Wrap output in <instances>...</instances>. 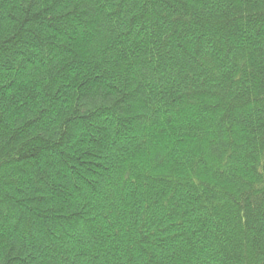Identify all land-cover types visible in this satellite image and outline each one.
Instances as JSON below:
<instances>
[{
    "label": "trees",
    "instance_id": "16d2710c",
    "mask_svg": "<svg viewBox=\"0 0 264 264\" xmlns=\"http://www.w3.org/2000/svg\"><path fill=\"white\" fill-rule=\"evenodd\" d=\"M0 264H264V0H0Z\"/></svg>",
    "mask_w": 264,
    "mask_h": 264
}]
</instances>
